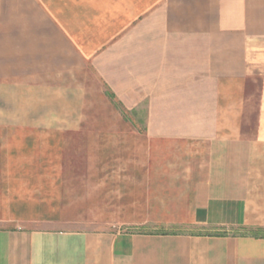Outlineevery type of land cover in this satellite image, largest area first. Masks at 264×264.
<instances>
[{"label": "crops", "instance_id": "crops-1", "mask_svg": "<svg viewBox=\"0 0 264 264\" xmlns=\"http://www.w3.org/2000/svg\"><path fill=\"white\" fill-rule=\"evenodd\" d=\"M82 81L136 119L82 121ZM82 130L141 146L142 212L104 223L159 231L33 217L32 178L65 193L60 151ZM243 227H264V0H0V264H264Z\"/></svg>", "mask_w": 264, "mask_h": 264}, {"label": "rangeland", "instance_id": "rangeland-1", "mask_svg": "<svg viewBox=\"0 0 264 264\" xmlns=\"http://www.w3.org/2000/svg\"><path fill=\"white\" fill-rule=\"evenodd\" d=\"M85 83L84 88L91 93L86 100L88 105L86 112L82 114V121H109V120H135L137 115L131 113H125L120 105L112 100V98L104 94V96L98 94L100 85L96 82L90 84L89 81H82ZM258 86L259 83H250L247 86L248 92L252 94L248 109L250 110L244 115V125L242 126V132L246 134H252L254 131V122L256 118V105L258 101ZM109 104V105H108ZM89 106L94 107L96 111H90ZM106 106L114 109L115 113H107ZM140 116V115H139ZM85 135H82L81 143L79 146H64L61 151L64 153L65 160L63 162L66 168L67 175L65 183V193H45L46 183L44 179L33 177L34 184L39 182L40 193L34 194V199L43 200L41 208L33 209V217L51 218L54 216H61L66 222H80V225H70V227L80 229H105L109 228L111 231H117L122 229H128L131 231H159L151 228L150 226H134L110 223L109 225L104 223L106 221L115 220H135L137 214H141V195L138 192L136 186V173H137V155L138 149L141 150V146H136V140L128 138V145L124 147L120 143L112 144L110 141H106L104 138L97 139V143L94 144V139L90 140L88 137V130H82ZM38 148L36 152L44 151L40 146L35 144ZM51 155L57 154L59 151L49 146L47 150ZM54 156V155H53ZM143 156V155H142ZM74 158L76 161H74ZM146 163V162H145ZM169 163H176V160L169 161ZM168 163V164H169ZM140 166V165H139ZM72 173H79V177H75V182L79 192H72L73 179L70 176ZM134 175V176H132ZM94 183H102L99 190L93 191ZM79 185V186H78ZM121 186V187H120ZM36 186L34 185V188ZM50 188V187H49ZM126 189V191H125ZM139 193V195H138ZM63 200L64 208L56 207V201H51L57 198V196ZM47 201V204L45 203ZM61 204V203H60ZM61 204V205H62ZM61 226V225H60ZM63 227V226H62ZM66 227H68L66 225ZM240 233H247L253 235H264V227H243L240 228Z\"/></svg>", "mask_w": 264, "mask_h": 264}]
</instances>
